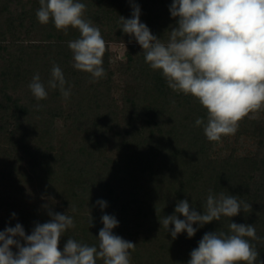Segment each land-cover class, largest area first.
Listing matches in <instances>:
<instances>
[{"label":"trees","instance_id":"1","mask_svg":"<svg viewBox=\"0 0 264 264\" xmlns=\"http://www.w3.org/2000/svg\"><path fill=\"white\" fill-rule=\"evenodd\" d=\"M80 2L107 44L106 75L96 82L73 67L68 42L79 38L77 29L39 23V0H0V232L19 223L30 235L52 219L50 212L68 214L75 227L61 236L60 250L69 238L98 246L107 214L118 221L113 234L136 244L131 264H188L205 233L230 234L234 222L255 226L259 239H246L264 261V109L244 118L227 151L219 152L218 142L195 124L206 122V109L169 88L134 36L120 29V17L131 19L138 5L141 23L166 42L178 19L170 13L173 0ZM112 43L126 45L117 62ZM53 65L63 71L68 99L48 87ZM36 74L46 99L31 93ZM210 191L237 196L251 208L203 227L193 224V237L185 231L173 239L174 225L167 232L159 220L174 215L182 200L203 214ZM99 200L107 206L101 209Z\"/></svg>","mask_w":264,"mask_h":264},{"label":"clouds","instance_id":"2","mask_svg":"<svg viewBox=\"0 0 264 264\" xmlns=\"http://www.w3.org/2000/svg\"><path fill=\"white\" fill-rule=\"evenodd\" d=\"M39 4V23L51 20L57 30L79 31V38L68 42L74 69L91 74L92 82L104 77L107 44L100 29L84 18L86 5L80 0H39ZM170 13L178 19L166 42L141 23L138 5L133 6L131 19L120 17V29L134 36L146 63L161 72L169 88L192 96L206 109V122L198 118L195 124L203 125L210 142H219L222 136L235 134L244 118H255L254 114L264 109V0H173ZM65 84L63 71L53 65L48 87L58 88L68 99L71 92ZM29 88L37 100L47 98L39 74L33 76ZM97 204L101 209L107 206L103 200ZM249 208L251 205L239 201L237 196H217L210 191L203 214L182 200L174 215L164 216L159 222L167 232L169 225H174L173 239L185 231L191 238L197 231L193 224L203 227ZM49 215L52 219L37 224L30 235L19 223L0 232V264H97L98 259L103 264H131L130 250L134 251L136 244L113 234L118 226L114 216L101 217L98 246L69 238L61 251L60 238L75 227L74 220L68 214ZM181 215L184 219L178 218ZM229 231L230 234L205 233L198 247L191 251L188 264H264L258 262L259 252L246 239H259L254 225L231 222ZM17 236L25 242L23 245L15 239ZM13 246L18 250L15 253Z\"/></svg>","mask_w":264,"mask_h":264},{"label":"rangeland","instance_id":"3","mask_svg":"<svg viewBox=\"0 0 264 264\" xmlns=\"http://www.w3.org/2000/svg\"><path fill=\"white\" fill-rule=\"evenodd\" d=\"M110 48L112 50L113 54V60L115 62L123 59L124 53L126 51V45L123 43H112L110 45ZM255 116L261 115L260 111L254 114ZM234 135V134H233ZM233 135H227V136H222L221 140L218 142V151L221 153H224L227 151V145L232 142L234 139ZM246 149L249 148V146L245 147ZM250 148H254L253 145L250 144Z\"/></svg>","mask_w":264,"mask_h":264}]
</instances>
